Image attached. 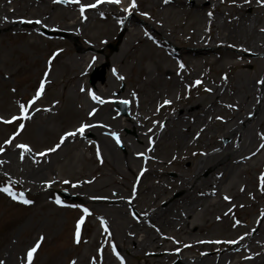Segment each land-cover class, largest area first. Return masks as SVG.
<instances>
[{
    "label": "bare ground",
    "instance_id": "obj_1",
    "mask_svg": "<svg viewBox=\"0 0 264 264\" xmlns=\"http://www.w3.org/2000/svg\"><path fill=\"white\" fill-rule=\"evenodd\" d=\"M39 1L43 2L42 7L33 3L28 4L29 8L26 5L19 7L20 9L10 10L8 5L14 6L16 0H1L0 30L9 28L18 33L31 34L37 32L38 28L47 27L50 21L56 22L54 14L49 15L50 12L53 10V13H56L63 11L64 8L56 6L54 0ZM229 1L226 3L223 0H169L168 3H164V0H137L138 7L129 14L124 9L130 7L131 0H121L119 4L101 3L98 0H80L78 4L74 0H68L65 8L71 10L70 17H78L80 20L63 21L64 27L58 25L54 29L65 30L69 35L79 36V33L84 32L90 24L104 19L106 33L114 35L113 40L119 43L118 53L108 56L106 62L94 67L93 70L84 71V75L88 76V87L86 92H81L85 96L78 97L79 112L86 118L84 123L95 126L87 129L84 136L78 135L66 140L68 145L82 144L83 141L89 140L84 146L85 149L95 146L97 154L99 147L98 159L103 156L107 158L108 165L113 170L121 171L120 167L126 169L124 178L130 180V184L129 186L127 182L120 184L123 188L127 186L126 192L120 196L109 193L92 198L89 193L80 194V197L88 199L86 202L89 205L88 209L100 223L101 229H104L101 219L107 221V225L115 220V217L125 219L122 225V238L118 240L122 248L114 241L112 245L116 246V251L109 253L110 258L115 257L119 262L116 252L123 257L124 250L136 255L147 252L143 256L155 251L162 252L164 247L162 243L174 237L172 234L176 232L177 236L187 242L199 240L203 246L208 247L201 251L198 258L184 254L180 258L182 264H261L264 261V191H261V181L258 180L259 200L253 205L251 214L240 215V212L244 211L243 207L237 206L240 197L232 194L238 188L236 180L239 176L249 175L252 170H259L264 174V149L260 148V145L264 144V140L261 139V135L264 134V84L258 83L264 79V31H261L264 29V6L257 0H249L247 3L245 0ZM90 3H97V7L86 8L85 12L81 13L80 5ZM223 3L227 6L224 7ZM145 12L147 15L144 16ZM164 15L184 16L186 21L190 19L189 26L179 35V30L165 25L162 21ZM36 20L41 23H31ZM177 42L180 44L177 45ZM141 46L148 48L150 54L158 59L159 63L155 70L160 76L165 77L159 79L162 85L158 88L159 92L153 96L154 102L160 95L173 94V90L184 85L186 81H190L192 86L196 85V81H202L197 86L206 83L204 89L211 91L206 90L207 94L203 101L192 98L180 106L171 103L160 107L158 119L149 124L148 118L142 112L140 100L135 97L139 89L135 90L134 94L120 89L118 77L123 76L121 68L119 67L114 79L110 76L104 79L105 69L113 71L122 59L130 57L131 52ZM248 54H256V57L249 59ZM83 55L85 54L82 53L81 56ZM93 58L96 59L97 56L92 55L91 60ZM202 62L218 66L217 72L222 75L218 78L209 75L200 77L199 65ZM256 63L260 69L254 79L249 77L244 81L238 74L233 73V69L242 71L247 65ZM181 64L184 65L183 68H180ZM140 70L143 71L141 79L149 75L144 68ZM229 70L232 71L228 73ZM0 71L2 76L11 75L10 72L7 74L1 69ZM224 71L226 72L223 73ZM173 75L176 78L171 79ZM101 76H103L101 82L108 83L105 91H100L97 87L100 83L98 78ZM78 78L82 79L79 76ZM92 91L103 100L109 96L115 102L132 97L133 100L129 102L131 119L122 123V120L108 109V99L100 104L91 99ZM142 91L146 92L145 98L152 99L148 90ZM228 93H231L233 98L227 102L224 97ZM33 96L34 94L28 101ZM35 104L29 108L30 116L40 112L46 116L50 112V108L45 106L39 108ZM93 110L95 114L89 115ZM107 120L116 122L115 130L119 132L120 143H117L113 136L114 132L104 125ZM215 120L221 121L216 128V134H212L216 140L210 144H204V141L199 143L200 137L206 134L209 124ZM128 126L137 132V139L123 136L122 130ZM172 140L185 151L196 148L192 155H184L178 161L183 173L181 181L169 180L165 174L159 177L156 175L157 171L152 168L154 161L152 163V160L144 159L140 157L142 154H137L141 152L137 147H144L147 150L143 155L148 157L157 145L160 143L167 145ZM224 140H227L226 145L223 143ZM129 141L131 144L128 145ZM120 144L127 147L126 155L120 153L118 148ZM200 144L202 145L199 146ZM9 152L8 159H0V175L6 176L7 179L15 178L21 185L37 193L49 184L51 186L59 184L52 170L54 167L49 164V161L56 164L54 159L56 153L50 152L45 157H38L35 160L38 166L32 168L28 161L25 163L15 161V155L18 154L15 149ZM198 157L200 159H197ZM140 161L148 164L145 170L138 167ZM160 164L168 168V163L164 159ZM48 171L53 176L51 181L45 180L49 177V174L45 173ZM152 174L158 182L155 180L146 185L147 178ZM108 181H112L111 177H108ZM158 184L166 191L176 189L182 192V195L164 208L157 205V202L166 200L168 198L166 194L158 195L153 206L147 204L142 206L140 197L155 191L160 187ZM78 185L83 186L81 183ZM225 196L230 199L226 200ZM220 203H225L226 209L217 217H229L231 209L232 220L227 227L233 230V233L236 230L241 232L231 239L211 238V231L208 234L205 229V226L211 225V221L204 224L202 220L206 212L215 213ZM132 210L137 213L136 216L132 215ZM109 214L112 216H108ZM128 215H131V221H128ZM236 221L240 223L237 224ZM227 241L236 242L226 243ZM150 248L152 249L148 251ZM162 253L166 254L164 251ZM101 254L107 256L103 251Z\"/></svg>",
    "mask_w": 264,
    "mask_h": 264
},
{
    "label": "rangeland",
    "instance_id": "obj_2",
    "mask_svg": "<svg viewBox=\"0 0 264 264\" xmlns=\"http://www.w3.org/2000/svg\"><path fill=\"white\" fill-rule=\"evenodd\" d=\"M54 1L56 6L63 7L64 10L56 13H53V10L50 12L49 15L54 14V19L57 21H50L47 28H38L37 32L34 31L31 34L18 33L16 30L12 31L9 28L0 30V69L5 73H11L10 77H5L2 76L0 71V117L5 120H11L12 117L20 115L19 105L22 103L26 104L29 97L32 94L35 95L41 82L47 80L44 95L35 104L39 108L41 106L50 108V112L46 116L40 112L31 116V119L27 121L0 122V146L4 148V151L0 152V159H8L9 151L15 149L18 153L15 155V161H23L24 163L28 161L31 163L32 168L38 166L35 162L38 157L46 156H41L39 153L55 146L65 132L72 131L85 122V116L79 112L78 101L79 96H85L84 93L81 94L80 89L84 88V92H86L88 87V76L84 75V71L93 70L94 67L106 62L108 56L120 51L119 43L113 40L114 35L110 36L106 33L104 19L90 24L84 32L79 33V36L69 35L65 30H54L58 25L64 27L65 22L63 21L77 22L80 20L78 17H70L71 10L65 8L68 0H62V2ZM223 1L226 3L230 2L229 0ZM33 3H37L38 6L41 5L42 7L43 2L39 0H16L14 6L8 5V7L10 10L14 8L20 9L19 7L26 5L29 8L30 5L28 4ZM223 6L226 7L227 5L223 3ZM16 11L18 12V10ZM162 21L169 28L179 30V35L186 30L190 23V19L186 21L184 16L171 17L164 15ZM72 31L77 33L76 30L72 29ZM179 44L180 42H177V45ZM82 53L85 55L81 56ZM92 55L97 56L94 63L91 60ZM53 57L55 58L53 59ZM247 57L253 59L256 54H248ZM158 63V59L150 54L148 48L141 46L138 50H133L130 57L122 59L115 69L116 72H119L120 67L121 73L125 77L124 80H119L120 89L127 91L126 93L130 92L133 94L135 90L139 89V93L135 97L140 100L142 112L148 118L149 124L158 119L159 105L162 100L168 99L175 105L180 106L182 103H187V99L194 98L198 101H203L207 94L206 89H204L206 83L202 86H192L190 81H186L184 85L174 89L173 94L165 93L160 95L154 102L153 96L156 95V92H159L158 88L162 85L159 79L165 78L160 76V73L158 74L155 70V66H158ZM141 68L149 72V75L144 79H141L143 77ZM218 68L216 65L211 66L202 62L199 65L200 71L198 75L200 77L209 75V77L218 78L222 75V73L217 72ZM259 69L260 67L257 63L249 64L242 71L233 69V73L238 74L241 79L246 81L249 77H253L252 79L256 78ZM231 71L229 70L228 73ZM105 72L104 79H107L108 76L114 79L116 72L110 71L109 68L105 69ZM78 76L82 79H79ZM170 78L176 77L173 75ZM102 80L103 76L98 78L100 83L97 84V87L100 88V91H105L108 83L104 82L103 84ZM142 89L148 90L147 92L152 96L151 100L145 98L146 92L142 91ZM224 98L228 102L233 96L228 93ZM105 99H108V109L113 111L114 115L122 120V123L131 119L130 113L128 117L120 114L115 106L118 101L115 102L109 96ZM131 100L133 98L128 97L118 103L123 101L130 102ZM127 104L130 112V103ZM20 123L25 125L23 130L19 128ZM115 123L107 120L104 125L109 127L111 132L119 134L115 130ZM220 124V120L210 123L209 130L206 129V134L201 136L198 142L204 141V144H210L211 141L216 140V137H213L214 135L212 136V134H216V128ZM15 133H19V135L16 136L13 143L11 145L6 144L5 141ZM122 134L134 139L138 138L137 132L130 126L125 127L122 130ZM88 141L85 140L82 144L74 143L71 145L66 144L67 142L65 141L57 151L53 152L56 153L54 158L56 164H52L51 161H49V164L53 165L54 168L52 170H54L59 184L48 186L40 193L29 190L27 186L21 185V182L15 178L7 179L6 176L0 175V181L3 182L0 183V186H5L8 182H12L16 191L25 192L26 197L34 201L32 204L26 205L0 192V261H3V264H26L27 251L35 245L41 236L45 239L34 254L33 264H71L73 260H75L76 264H93V258H95L96 264H121V260L119 262L115 257L110 258L109 253L113 251L112 242L116 241L120 246L118 240L122 238V225L125 219H118L115 217L116 214H114L115 220H112L107 225L108 231L106 232L101 229L100 223L94 219L92 214L90 216L84 214L83 209L89 207L86 204L88 199L80 197V194L89 193L92 198L109 193H115V195L120 196L123 192H126L127 188V186L123 188L120 184L127 182L129 186L130 180L124 178L126 175L125 168L119 166L121 171H118V169L113 170L109 167L107 158L103 156L98 159L95 146L85 149L84 146ZM174 143H176L174 140L167 145L160 143L148 157L143 155L147 150L146 148L137 147V150L141 151L137 154H142L140 157L152 160V163L154 161L152 168L157 171L158 174L156 175H159V177L165 174L169 180L178 179L181 181L180 178L183 173L178 161L184 155H192L196 148L185 151ZM223 143L226 145L227 140H224ZM16 144H28L32 148V152H23L22 149H18L15 146ZM129 144H131V141L128 142ZM118 148L122 155H126L127 147L125 145L120 144ZM22 152L25 157L23 160L20 159ZM162 159L168 163V168L160 164ZM197 159H200V157ZM147 165L144 161L138 163V167H141L142 170H145ZM45 173L49 174V177H46L45 180L51 181L53 176L50 175V171ZM261 174L262 172L259 170H252L249 175L239 176L236 180L238 188L232 194L240 197L238 198L239 204L237 206L244 208L240 215L251 214L253 205L259 200L258 180ZM108 177H111L112 181H108ZM147 179L146 185L155 182V180L158 182V179L154 178L153 174ZM65 180L70 181V183L65 184ZM17 181L19 183H15ZM80 183L83 186H79L78 184ZM72 185H76V187H72ZM146 185L145 187H147ZM241 185L244 187L241 188ZM62 192L68 193V198L63 197ZM165 194L168 195V198L157 202V205L162 208L166 207L172 200L179 198L182 192L176 189L166 191L160 186L152 193L140 197L142 206L146 204L153 206L158 195L165 196ZM57 197L64 204L72 206L63 207L56 204L55 199ZM225 207V203H220L215 213L206 212L202 218L204 224L209 220L211 221V225L209 227L205 226V229L208 234L211 231V238L213 239L220 237H222L221 240L231 239L241 233L239 232L240 230H236L233 233V230L227 227L232 220L230 216L231 209L229 210V217H217V215L225 212ZM132 215L136 216L137 213L132 210ZM108 216L112 215L109 214ZM82 217H84L85 223L81 228V242L77 244L75 243V229L77 221ZM127 218L128 221L132 220L131 215H128ZM93 228L95 230H92ZM177 233H173L174 237L162 243L164 246L162 252H167V255L155 251L143 256L147 252L142 255H136L129 254L128 251L124 250V264H145L146 262L147 264H182L180 258L184 254L198 258L201 251L208 248L203 246L199 240L195 242L194 240H189L187 242L177 236ZM202 234L204 235L205 232ZM102 240L103 243H101ZM188 243L192 245L186 247ZM101 250L107 253V256L102 255ZM261 264H264V261Z\"/></svg>",
    "mask_w": 264,
    "mask_h": 264
},
{
    "label": "snow or ice",
    "instance_id": "obj_3",
    "mask_svg": "<svg viewBox=\"0 0 264 264\" xmlns=\"http://www.w3.org/2000/svg\"><path fill=\"white\" fill-rule=\"evenodd\" d=\"M56 2H62V0H56ZM74 2L79 4L80 3V0H74ZM98 2H101V3L102 2H108V3L119 4V3H121V0H98ZM168 2H169V0H164V3H168ZM245 2L247 3V2H249V0H245ZM257 2L261 6H264V0H257ZM95 7H97V3H90V4H87V5L81 4L80 5V11H81V13H83V12H85L86 8H95ZM137 7H138L137 0H131L130 7L125 8L124 11L128 12L129 14H131L132 10L135 9V8H137ZM143 15H147V14L146 13H143ZM36 23H41V21H36ZM121 23H123V21H121ZM261 31H264V29H261ZM54 58L55 57H53V59ZM94 62H95V58H93V63ZM183 67H184V65L181 64L180 65V68H183ZM113 72L115 73L116 70L113 69ZM118 78L120 80H124L125 79V77H123V76H119ZM225 79H227V76H225ZM46 83H47V80L41 82V84L39 85V87H38L35 95L29 101H27L26 104L25 103H22V104L19 105L20 115L12 117L11 120H3V118L0 117V122H3V123H13L15 121H27V120L31 119V116L29 114V108L32 105H34L36 103V101L40 100L41 97L44 95V92H45V84ZM200 83H201V81H199V80L196 81V85H199ZM258 83L259 84H264V79L258 81ZM80 90H81V92H84L85 91L84 88H81ZM206 90L207 91H211L210 89H206ZM90 95H91V99L92 100L97 101L100 104L105 103V101L100 96H98L95 91H92L90 93ZM123 103L127 104V103H129V101H123ZM171 103H172L171 100L165 99L163 101V103L160 105V107H164L166 105H170ZM229 107H232V106L229 105ZM35 110L36 111H39V109H35ZM94 114H95V110H93V111H91L89 113V115H94ZM218 119H222V118L221 117H218ZM24 126H25L24 123H20L19 124V128L21 130L24 129ZM94 126L95 125H93L91 123H81L79 125V127L75 128L74 130L65 132L64 135L61 136L59 143H57L53 147L48 148L45 152L39 153V155L45 156V155H47L50 152L57 151L64 144V142L66 140H68L70 137H76L78 135L79 136H84L86 130L89 129V128H92ZM17 135H19V133H15L12 137H10L7 141H5V143L8 144V145H11L13 143V140H15V138H16ZM113 136L116 138L117 143H120L118 134L113 133ZM261 139L264 140V134L261 135ZM152 143L154 144V141H152ZM15 146L18 149H22L23 152H27V153H31L32 152V148L28 144H16ZM260 148L264 149V144H261L260 145ZM3 151H4V148L2 146H0V152H3ZM23 152L20 155V159L21 160H23L25 158L24 155H23ZM97 155L100 156L99 147H97ZM101 162H102V159H101ZM260 181H261V191H264V174H261ZM0 183H3V182L0 181ZM15 183H19V182L17 181ZM64 183L65 184H69L70 181L65 180ZM50 186L51 185L49 184V187ZM72 187H76V185H72ZM0 192H3L5 194H7L13 200L18 201V202L23 203V204H26V205H30V204H32L34 202L33 200H31V199H29V198L26 197L25 192H23V191H19V192L16 191L14 189V183H12V182H8L5 186H0ZM224 198L226 200L230 199L227 196H225ZM55 203L58 204V205H61L63 207H71L72 206V205H66V204H64V202L59 197H57L55 199ZM83 212H84V214L86 216H90L92 214L89 211L88 208H84L83 209ZM84 223H85L84 217H82L80 220L77 221L76 229H75V243H77V244H79L81 242V228L84 225ZM101 223H102V226L104 227V230L107 232L108 231L107 221L101 219ZM236 223L239 224L240 222L239 221H236ZM44 239L45 238L43 236H41L39 238V240L35 243V245L33 247H31L27 251V253H26V264H33L34 254L37 252V249L40 248V246L43 243ZM241 239H243V237H241ZM235 242L236 241H227L226 243H235ZM216 243H219V241H216ZM187 246L188 245H186V247ZM112 249H113L114 252L116 251V246L114 244L112 245ZM116 255L121 260V264H124L123 257L120 256V253L119 252H116ZM0 264H3V261H0ZM71 264H76L75 260H73L71 262ZM93 264H96L95 258H93Z\"/></svg>",
    "mask_w": 264,
    "mask_h": 264
},
{
    "label": "water",
    "instance_id": "obj_4",
    "mask_svg": "<svg viewBox=\"0 0 264 264\" xmlns=\"http://www.w3.org/2000/svg\"><path fill=\"white\" fill-rule=\"evenodd\" d=\"M126 107V106H125ZM126 114V113H125Z\"/></svg>",
    "mask_w": 264,
    "mask_h": 264
}]
</instances>
